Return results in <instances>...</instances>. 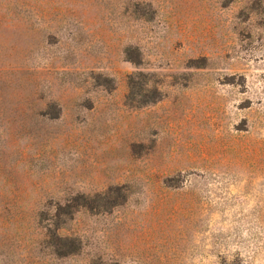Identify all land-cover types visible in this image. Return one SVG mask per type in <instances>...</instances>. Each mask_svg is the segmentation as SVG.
Returning a JSON list of instances; mask_svg holds the SVG:
<instances>
[{
	"label": "rangeland",
	"instance_id": "rangeland-1",
	"mask_svg": "<svg viewBox=\"0 0 264 264\" xmlns=\"http://www.w3.org/2000/svg\"><path fill=\"white\" fill-rule=\"evenodd\" d=\"M0 264H264V0H0Z\"/></svg>",
	"mask_w": 264,
	"mask_h": 264
}]
</instances>
